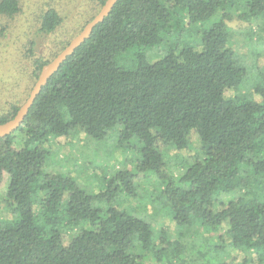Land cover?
Wrapping results in <instances>:
<instances>
[{"label":"trees","instance_id":"trees-1","mask_svg":"<svg viewBox=\"0 0 264 264\" xmlns=\"http://www.w3.org/2000/svg\"><path fill=\"white\" fill-rule=\"evenodd\" d=\"M104 2L80 4L89 14L75 34ZM225 7L243 21L264 17V0H117L60 64L22 124L0 138V194L5 184L12 213L0 217V264H146L129 252L133 242L159 261L196 264L209 256L228 264L219 259L224 237L231 248L253 253L264 264V84L254 88L260 102L236 93L245 71L228 46L225 20L234 14L223 13L204 30L199 49L168 46L154 62L140 52L133 69L116 62L127 49L158 45L167 29L199 25ZM22 11L21 0H0V47ZM64 20L55 6L41 8L21 56L29 63L27 73L11 93L19 97L7 94L0 123L16 114L42 67L75 35L49 58L36 54V36L51 35ZM228 89L234 95L225 96ZM117 126L120 144L133 137L141 143L133 171L118 169L93 191L70 173L44 171L52 139L79 130L102 140ZM191 132L199 149L183 159L180 173L170 175L161 146L184 150ZM139 174L161 181L159 196L179 228L198 224L217 234L214 256L194 247L186 251L184 238L171 240L166 230L156 232L146 220L112 205L121 193L136 195Z\"/></svg>","mask_w":264,"mask_h":264},{"label":"rangeland","instance_id":"rangeland-1","mask_svg":"<svg viewBox=\"0 0 264 264\" xmlns=\"http://www.w3.org/2000/svg\"><path fill=\"white\" fill-rule=\"evenodd\" d=\"M21 1L23 11L18 17L13 19L12 25L0 47V111L7 107V94L12 99L19 97L11 93H16V82L27 73L29 63L21 56L24 55V52L26 54L24 43L27 41L28 35L33 31L34 22L41 8L45 7L46 4H51L65 18L63 25L51 35L36 36L35 52L45 58L51 57L53 52L70 36L75 34L82 25L84 18L89 14V10L80 5H84L88 0ZM223 13H233L235 16L232 21L225 20L229 28L228 46L234 52L235 64L244 68L245 71V76L236 93L259 102L263 101L262 96L256 93L254 88L264 84V17L243 21L236 18L237 11L230 7L218 9L210 18L199 25L188 28L185 24H179L171 27L162 33L163 39L158 45H135L121 53L116 58V62L123 68L133 69L136 66V55L140 52L145 55L148 62H154L167 52L168 46L181 48L184 45H197L196 48L199 49L201 33L218 21ZM27 93H25V96ZM224 94L225 96H232L234 95V90L228 89ZM120 130V126L113 128L102 140H95L85 136L79 130L73 132L68 138L52 139L49 146H44L48 151L44 171L48 173H70L80 186L89 191L102 188V185H104L103 177L107 178L113 175L118 169L127 168L133 171L136 159L140 157L141 143L133 137L129 141L120 144ZM188 137L189 147L184 150H177L173 146H161L170 175L180 173V164L184 163L183 159L186 160L194 156L199 149L197 135L191 132ZM137 183L135 196L121 193L112 205L146 220L156 229V232L161 229L166 230L171 240L184 238L189 245V248L185 249L186 251H191L190 248L194 247L196 250L205 249L210 256H214L211 245L217 242L216 233L204 231L198 224L179 228L169 216V206L159 196L162 186L161 181L153 176L142 177V174H139ZM4 190L5 184H3L0 194V217L11 218L12 213L7 205ZM99 206L103 210L105 209L104 204H99ZM162 243L157 238L155 246L161 248L163 246ZM222 243L224 244V251H221L219 259L222 258L226 263L259 264L253 253H245L231 248L226 237L223 238ZM129 252L138 255L146 264H178L176 259L171 262L167 261V259L166 262L159 261L149 255L138 242H133ZM185 257V259H188V254ZM163 259L165 258L163 257ZM207 259L205 258L196 264H216L218 262L217 259L209 256H207Z\"/></svg>","mask_w":264,"mask_h":264},{"label":"water","instance_id":"water-1","mask_svg":"<svg viewBox=\"0 0 264 264\" xmlns=\"http://www.w3.org/2000/svg\"><path fill=\"white\" fill-rule=\"evenodd\" d=\"M117 0H105L99 11L88 21L83 28L72 37L68 44L60 50L47 64L42 67L36 81L30 89L24 102L18 108L16 114L7 121L0 123V138L14 132L23 122L31 105L35 101L41 88L48 79L58 70L60 64L71 55L91 34L93 28L101 22L110 12Z\"/></svg>","mask_w":264,"mask_h":264}]
</instances>
